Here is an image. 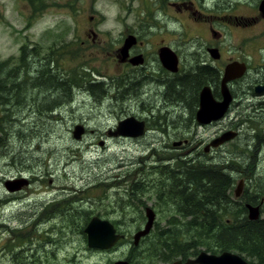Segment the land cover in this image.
Wrapping results in <instances>:
<instances>
[{"label":"rangeland","instance_id":"obj_1","mask_svg":"<svg viewBox=\"0 0 264 264\" xmlns=\"http://www.w3.org/2000/svg\"><path fill=\"white\" fill-rule=\"evenodd\" d=\"M181 1L0 0V64L7 63L9 69L20 74L17 82H28L27 74L32 79L26 83V95L14 98L3 110L0 107V117L6 118L0 133V264H114L125 260L135 234L127 235V242L116 249H89L82 234L83 213L87 214L84 230L92 218L99 217L118 223L126 221L128 230L132 231L141 221L139 215L122 217L131 213L134 206L141 208L140 213L143 207L159 209L162 213L158 219L159 229L170 220L177 225L182 218H171L174 213L171 208L176 206L169 204L170 201L164 199V204L157 201L155 185L159 183V176L152 168L168 165L181 174L188 164L199 163L204 167L203 162H192L194 156L182 151L162 150L164 144L176 139L156 132L154 122L153 131L143 137L108 134L116 131L119 122L128 114L143 116L147 103L156 106L152 88L146 97L131 90L116 93L112 98L109 87H90L94 80L100 82L96 78L105 79L100 75L115 78L129 74L115 60L120 43L128 35L144 40L145 46L139 47L141 50L152 52L155 45L164 40L165 45L180 54L187 49L185 41L190 35L206 37L207 26L195 23L193 13L199 11L209 15L211 8L203 10L197 7L200 1L193 0L196 2L194 9L189 14L180 13L171 5ZM233 1L223 2L232 11L214 14L226 17L235 14ZM260 2L237 0L241 25L237 30L216 27L226 32L227 46L232 36H237V46L243 56L249 53L258 58V49L264 46ZM249 21L252 24L249 25ZM245 23L247 25H243ZM252 35H258L263 42L253 43ZM194 45L197 47L196 43ZM37 59L47 60V63L42 62L41 72H31L30 68L38 65ZM44 73L51 78L46 82L47 87L36 83ZM71 80L76 83L73 85ZM34 85L42 89H34ZM176 91L174 94L180 97L175 101L184 104V100L188 104L190 97L186 88L183 92ZM173 114L162 113L172 122L169 125L180 124L182 112ZM78 125L85 128V133L75 139ZM238 157L237 152L227 154L218 166H212L220 167L233 178L229 191L232 202L237 201L234 194L240 181ZM241 157V171L249 178V187L264 195V151L260 155ZM253 162L256 166L244 167ZM252 168L254 172L249 177ZM22 178L28 180L29 185L20 192L11 194L5 188L8 180ZM55 198L59 202L45 211L44 205ZM13 200L16 202L5 206ZM74 206L76 210L69 212ZM154 231L158 233L156 228ZM148 249L142 243L134 250L138 261L144 259ZM203 251L206 252L204 249L200 252ZM153 263L170 262L156 259Z\"/></svg>","mask_w":264,"mask_h":264},{"label":"flooded vegetation","instance_id":"obj_2","mask_svg":"<svg viewBox=\"0 0 264 264\" xmlns=\"http://www.w3.org/2000/svg\"><path fill=\"white\" fill-rule=\"evenodd\" d=\"M196 1H200L197 3V7H201L203 10L211 8V10H209L211 11L209 15L202 14L199 11L193 13L195 17L194 21H196L195 23H204L207 26L205 29L206 37H203L201 34L190 35L188 37L189 39L185 41L187 49L184 52L181 51V54L177 50L165 45L164 40H160V42L155 45L156 47L152 52H147L144 49L141 50L139 47H144L145 42L144 40L137 37V43L130 49L129 56L127 58L123 59L124 57L121 54V50L117 51L115 56V60L118 61L124 67V71L128 72L129 74L126 76H117L115 78H107L105 77L106 75H100L101 78H105L106 80L96 78L94 75V79L96 78L97 80H100V82L94 80L92 86L93 88L99 86L109 87V90L112 91V98L116 97V93H125L131 90H134L135 92L138 91L140 95L146 97L149 89L152 88L154 95L156 96V106L147 103L146 109L143 112V116L138 114L136 116L128 114L123 120L134 117L138 121H145V133L143 136H146L149 132L153 131L151 129V125L154 122L156 132L159 131L163 137L166 135L167 138L173 137L176 139V141L172 143L164 144V149L161 148L164 151H182L184 154L190 155L191 157L194 156L192 162L202 161L204 167L218 166L225 155H230L237 152V155H239L237 160L239 161L237 163V177L240 178V181H243V187L240 196H235L237 201L235 200L234 202L236 204V208L234 210L235 212L241 209L244 210L243 216L245 219H249L247 205L260 206L261 218H263L262 212L264 207V195H259L253 190V188L249 187V178H246L242 174V165L240 163L242 162V155L255 156L257 154L260 155L264 151V91L257 93V88L264 87V46L258 49L259 57L257 58L249 53L245 56L241 55L237 46V36H232L230 45L227 46L225 44L227 34L221 28L227 27L230 29L231 27H235L237 30V27H239L238 25H241L242 23L239 18L240 15L237 14V0L233 1L236 13L233 15L229 14L230 16L227 17L214 14L216 11H232V8L225 7L223 3L225 0ZM262 1L264 0H261V2ZM195 4L196 2L193 0H183L181 2L172 3L171 6L180 13L189 14L188 12L194 9ZM209 5H212V7ZM260 16L264 20V16L261 13ZM205 18L209 20H205ZM250 24H252L251 21H249V25ZM243 25H247V23ZM218 26H221V28L217 29L216 27ZM251 38L253 39V43L263 42L261 40L262 38H259L258 35H252ZM195 43L197 44V47L194 45ZM120 45L121 49L124 45V41H122ZM164 47L170 48L177 56L178 70L176 72H172L163 66L160 50ZM136 57L141 58L138 65H135L132 62V60ZM42 62L47 63V60L37 59L36 63L38 65L33 69L30 68V71L35 73L39 71L41 72L43 68ZM237 63L245 64L247 68L244 76L238 79ZM231 64H233L232 73L235 77L224 84L226 69ZM184 88H186V92H189L188 96L190 97V101L188 104H186L184 100V104L182 102L181 104L175 101V98L177 99L180 97V95L176 96V94H174V92H178L176 89H179L180 92H183ZM225 89H227L232 98L227 110L221 114L219 108L216 111H213L214 108H212L213 118L210 119V117L207 115L206 118L204 117L203 122L199 121L198 113L201 108L202 92L204 90H208L210 92L213 99V107H216L224 101L223 90L225 91ZM171 94L175 95L176 97L170 96ZM149 95L153 96L152 93ZM144 97L143 99L146 101L147 98L145 99ZM209 107L210 105L207 109L210 111ZM165 111L166 114L169 115L172 112H174V114H176L177 111L180 113L182 112L180 116L182 122L180 124L175 123V126L174 124L169 125V123L172 122H169V120L166 119L164 115H162V113ZM157 113L161 115H157ZM185 125L186 127L184 128ZM169 131H171V134H169ZM114 132H108L109 136H113L111 134ZM230 133L234 134L233 139L225 142L222 145H216L217 139L221 138L225 134ZM113 137L123 136L114 135ZM244 167L251 168V166ZM152 169H154L155 174L159 176V183L155 185V188L158 190L157 201L161 200L163 203V200L165 199L167 202L170 201L168 202L169 204L173 205L180 197L177 195V192L178 189H180V186H183V183L178 182L177 178H175L176 171L171 170V166H154ZM252 170L253 171L250 172L251 175H248L249 177L253 175L254 168H252ZM26 182V185H23L20 190L11 192V194L20 192L24 187L28 186L29 181L26 180ZM17 198L18 197H15V199ZM51 200L52 201H49V203L44 205L43 209L45 211L50 207L54 208L59 202H57L56 198ZM15 202V200L8 201L6 202L5 206L7 203L10 204ZM148 208L152 209L156 216L153 228L151 230L152 232L155 230V228H159L160 222L158 219H160V215L162 214L158 212L159 209L154 208L153 206L143 207L141 212L143 213L144 209L143 214L139 212L141 210L140 207L135 208L134 206L131 213L122 217V219L128 217L134 218L139 215L141 221L132 231L128 230V223L126 221L118 223L117 221L110 220L116 230V234L124 236V238H121L113 247L114 249L120 246V244L127 242V235L137 234L139 231L145 228L147 223L146 214ZM171 209L174 210L171 218H175L176 216L182 217L183 215L187 214L183 208ZM74 210H76L75 206L69 208V212ZM54 212L55 211H52V213ZM237 217H239L238 213ZM235 221L236 217H229L227 223L232 224ZM170 228L171 227L166 225L164 228L160 229V231H166ZM229 229H233V227ZM147 236L142 237L138 244L135 243V239L133 238V240L129 243L130 247H132L130 249L129 255L125 260L120 261L127 262L128 264H143L141 261L145 262L146 264L151 263L152 260L146 258L145 254L143 256L144 259L138 261L137 257L139 256H136V253L134 252L135 248H138L139 245L145 243L144 240ZM180 260L183 264L185 263V260ZM245 260L249 264H259L260 262V260L257 258H255L253 262H251V259ZM169 262V264H176L177 260Z\"/></svg>","mask_w":264,"mask_h":264},{"label":"trees","instance_id":"obj_3","mask_svg":"<svg viewBox=\"0 0 264 264\" xmlns=\"http://www.w3.org/2000/svg\"><path fill=\"white\" fill-rule=\"evenodd\" d=\"M25 58L24 51L22 60L24 61ZM49 62L51 63V61ZM19 75L12 68L9 69L7 63L0 64V107L2 110L3 107L10 106V101L14 98L20 99L19 95L27 94L26 83L31 82L32 79L27 74L28 82L24 80L17 82ZM39 76L36 83L47 87L46 82L51 80L50 75L44 73ZM62 83L67 84L66 82ZM71 83L75 84L76 82L71 80ZM38 85H34L33 88L42 89ZM90 87L94 89L92 84ZM5 120V117L1 118L0 133L4 130ZM255 163H248L247 166H255ZM188 166L192 167H186V170L181 174L176 173L175 178L178 182L183 183V186L181 185L178 189L177 195L180 197L173 204L176 208H183L187 214L179 218L177 225L176 222L173 223L170 220L168 222V226L171 227L169 230L160 231L158 228V233L152 231L145 238L144 241L149 248L144 252L146 258L152 262L156 259L187 260L198 256L204 249L212 254L229 251L244 255L245 259L249 258L251 262L257 258L260 260L259 264H264V218L250 221L243 216L244 210L235 212L236 204L231 201L229 193L233 185V178L228 173H224L220 167H202L199 163L188 164ZM255 192L263 195L259 191ZM237 213L239 217H237ZM82 216H84L82 234L87 241V236L84 233L87 214L83 213ZM229 217H236V221L232 224L227 223ZM228 227H233V229Z\"/></svg>","mask_w":264,"mask_h":264},{"label":"water","instance_id":"obj_4","mask_svg":"<svg viewBox=\"0 0 264 264\" xmlns=\"http://www.w3.org/2000/svg\"><path fill=\"white\" fill-rule=\"evenodd\" d=\"M260 13L264 16V1L261 2V5L259 7ZM137 43V38L134 35H130L125 39L123 47L120 49L121 54L124 57L123 59L127 58L129 56L130 49ZM160 56L161 61L163 63V66L172 71L176 72L178 70V59L175 53L167 47H164L160 50ZM141 58L136 57L132 60L133 64L138 65L140 63ZM233 70V64L229 65L226 69L224 84H226L229 80L233 79L235 76L232 73ZM246 65L242 63H237V79L244 76L246 73ZM264 91V87L257 88V93H261ZM224 94V101L220 103L218 106L213 107V99L210 94V92L203 91L201 95V108L198 113V119L199 121L203 122L204 117L208 115L210 119L213 118L212 114V108L213 111H216L218 108L220 109V113L223 114L232 98L227 89L225 91L223 90ZM210 101V104H209ZM210 105V111L207 109ZM219 112V111H218ZM207 113V114H206ZM205 115V116H204ZM220 115V114H219ZM209 119V118H208ZM206 120V119H205ZM205 122V121H204ZM1 125V120H0ZM85 133V128L83 126H76L74 137L75 139H80L81 136ZM145 133V123L142 121H138L134 117L126 118L125 120L121 121L118 125L117 130L112 133L111 135L115 136H123V137H131V138H138L143 136ZM234 134H225L221 138L217 139L216 145H222L225 142L233 139ZM26 179H19V180H8L5 183V187L10 192H15L20 190L23 185H26ZM243 187V181H240L236 190H235V196L239 197L242 191ZM247 209L249 211V220L251 221H257L261 218V212H260V206H252L247 205ZM147 223L145 225V228L141 231H139L135 235V243L138 244L139 240L142 237L147 236L154 224V221L156 219L155 213L152 209H147ZM84 232L87 235L88 238V247L91 249L96 250H110L112 249L121 238H124V236L116 234V230L114 226L107 220H102L98 217L92 218V220L89 222L87 227L85 228ZM115 264H128L127 262L118 261ZM176 264H183L181 261H178ZM184 264H249L242 256L225 251L220 255L210 254L207 252H201L196 259H189Z\"/></svg>","mask_w":264,"mask_h":264},{"label":"bare ground","instance_id":"obj_5","mask_svg":"<svg viewBox=\"0 0 264 264\" xmlns=\"http://www.w3.org/2000/svg\"><path fill=\"white\" fill-rule=\"evenodd\" d=\"M129 36H130V35H129ZM134 36H135V35H134ZM136 38H137V37H136ZM137 40H138V39H137ZM124 42H125V41H124ZM48 61H49V60H48ZM24 63H25V62H24ZM73 85H74V84H73ZM76 87H77V86H76ZM0 120H1V117H0ZM144 122H145V121H144ZM247 165H248V164H247ZM10 200H11V199H10ZM98 218H99V217H98ZM100 219H101V218H100ZM91 220H92V219H91ZM102 220H103V219H102ZM107 221H108V220H107ZM250 221H251V220H250ZM109 222H110V221H109ZM110 223H111V222H110ZM88 224H89V223H88ZM111 224H112V223H111ZM152 228H153V227H152ZM151 230H152V229H151ZM150 232H151V231H150ZM149 234H150V233H149ZM149 234H148V235H149ZM135 235H136V234H135ZM135 235H134V237H135ZM134 239H135V238H134ZM135 242H136V241H135ZM224 252H225V251H224ZM200 253H201V252H200ZM200 253H199V254H200ZM222 253H223V252H222ZM222 253H221V254H222ZM160 254H161V253H160ZM210 254H211V253H210ZM215 255H216V254H215ZM218 255H220V254H218ZM197 257H198V256H196V257H194V258H189V259H196ZM189 259H187V260H189ZM187 260H185L184 262H186ZM155 261H156V260H155ZM178 261H181V260H178ZM178 261H177V262H178ZM181 262H182V261H181ZM157 263H158V262H157Z\"/></svg>","mask_w":264,"mask_h":264}]
</instances>
